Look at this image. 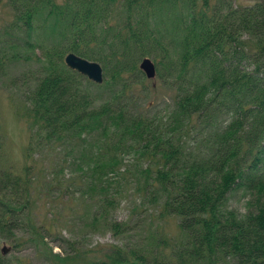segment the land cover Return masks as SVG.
Wrapping results in <instances>:
<instances>
[{
  "label": "trees",
  "instance_id": "obj_1",
  "mask_svg": "<svg viewBox=\"0 0 264 264\" xmlns=\"http://www.w3.org/2000/svg\"><path fill=\"white\" fill-rule=\"evenodd\" d=\"M8 1L15 18L0 69L40 62L23 77L33 78L22 113L28 156L68 144L84 177L104 183L126 146L146 162L143 188L164 198L161 214L179 220L183 262L264 264V0ZM44 34L55 38L40 54ZM71 51L102 63L104 82L69 67ZM145 56L175 90L164 115L132 106L130 79L154 89L139 67ZM32 170L0 163V240L14 243L32 223ZM237 187L253 195L243 214L229 206ZM0 264H15L2 249ZM89 264L127 263L118 250Z\"/></svg>",
  "mask_w": 264,
  "mask_h": 264
},
{
  "label": "rangeland",
  "instance_id": "obj_2",
  "mask_svg": "<svg viewBox=\"0 0 264 264\" xmlns=\"http://www.w3.org/2000/svg\"><path fill=\"white\" fill-rule=\"evenodd\" d=\"M14 18L9 1L0 0V51ZM54 38V34L42 35L39 40L42 46L37 51L44 53ZM149 57L157 64L154 57ZM161 59L167 60L165 56ZM39 68L40 62L34 56L11 65L5 74L0 69V163L19 170L30 164L33 169L32 223L29 228L23 224L16 229L13 236L16 246L1 239L0 251L6 246L3 254L15 264H89L110 259L118 250L127 264H191L187 262L189 256L182 261L186 236L178 218L162 215L164 198L143 188L141 168L147 164L141 163L138 153L123 146L120 171L111 173L104 183L94 182L89 175L88 179L84 177L83 169L76 165L81 162L79 153L73 152L68 144L41 148L28 156L32 123L22 113L29 106L24 98L33 78H24ZM145 83L154 89L140 91L141 84L134 85L130 79L131 89L134 88L131 95L137 92L132 106L148 114L164 115L173 102L174 88L160 78L158 70L156 77L147 76ZM102 96L106 98V94ZM127 100L130 101V96ZM91 159L83 157V162ZM251 196L237 187L230 194L229 206L243 214L248 211Z\"/></svg>",
  "mask_w": 264,
  "mask_h": 264
},
{
  "label": "water",
  "instance_id": "obj_3",
  "mask_svg": "<svg viewBox=\"0 0 264 264\" xmlns=\"http://www.w3.org/2000/svg\"><path fill=\"white\" fill-rule=\"evenodd\" d=\"M65 62L69 67L78 70L96 83H102L105 79V70L99 61L89 59L71 51L65 55ZM140 68L145 72L148 78L153 79L157 75L156 64L149 56L141 60ZM6 250L7 247L3 246L2 252L5 253Z\"/></svg>",
  "mask_w": 264,
  "mask_h": 264
}]
</instances>
